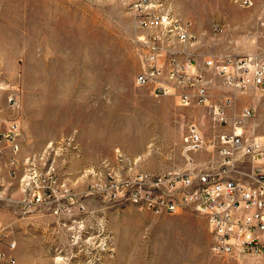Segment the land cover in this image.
Here are the masks:
<instances>
[{
	"label": "rangeland",
	"instance_id": "obj_1",
	"mask_svg": "<svg viewBox=\"0 0 264 264\" xmlns=\"http://www.w3.org/2000/svg\"><path fill=\"white\" fill-rule=\"evenodd\" d=\"M136 1L0 0V133L15 124L19 146L12 156L2 145L0 251L15 264H264V254H215L208 219L190 207L156 215L117 198L140 174L223 170L237 179L252 165L221 166L220 136L232 130L217 121V98L185 106L155 96L154 83L136 86L149 35L137 27ZM152 1L153 12L214 37L218 10L264 12V2ZM160 63L157 81L167 82ZM247 110L255 129L242 136L264 139V111ZM189 126L204 144L186 153Z\"/></svg>",
	"mask_w": 264,
	"mask_h": 264
},
{
	"label": "built area",
	"instance_id": "obj_2",
	"mask_svg": "<svg viewBox=\"0 0 264 264\" xmlns=\"http://www.w3.org/2000/svg\"><path fill=\"white\" fill-rule=\"evenodd\" d=\"M231 2L243 8L251 5L250 0ZM133 5L138 14V29L149 33L146 36L147 42L144 43L145 54H142L146 67L135 78L136 86L151 82L156 84L153 91L155 96L176 95L185 106L191 103L207 104L205 83L189 61L191 55L187 52L188 46L193 44L194 38L187 26H182L167 14L153 12L152 0H137ZM218 29L215 26V30ZM160 61H167L170 67L167 82L157 81L161 74ZM178 61H186V67ZM204 67L213 68L227 85L240 89L255 87L259 93L264 94V64L253 57L212 58L205 60ZM184 81L195 89L194 95L184 94V89L176 94V89ZM230 103L231 100L226 99L224 105ZM216 116L218 123L228 124L222 109L216 110ZM247 116L249 111L244 110L243 117ZM231 130L232 132L220 136L221 166L230 167L234 163L240 165L246 158L252 163L250 171L236 172L237 179L223 178V170L218 173L200 169L172 171L155 178L140 174V178L127 179L120 186L123 194L117 198L141 211L156 215H174L181 209L190 207L208 219L212 251L215 254H264V139L242 136V120L235 121ZM17 131V126L10 124L0 133V158L3 156V143L8 145L12 156L18 152ZM183 144L186 153L202 148L203 140L194 126L187 128ZM10 165H16L13 158ZM1 179L0 172V181ZM14 247V244L9 245L11 250ZM0 264H15V259L0 251Z\"/></svg>",
	"mask_w": 264,
	"mask_h": 264
},
{
	"label": "crops",
	"instance_id": "obj_3",
	"mask_svg": "<svg viewBox=\"0 0 264 264\" xmlns=\"http://www.w3.org/2000/svg\"><path fill=\"white\" fill-rule=\"evenodd\" d=\"M251 5L246 8H252L254 3L264 2V0H250ZM242 8V7H241ZM264 12L255 10H218L214 15L213 22L219 27L218 37L212 36L209 29L201 31L198 34L196 24H189L190 32L194 34L195 41L188 54L191 67L195 71H202L204 86L206 88L207 98L213 103L217 98L223 105L226 99H230V105H224L223 115L228 121L229 127L237 120H242V130L254 131L251 116L243 117V111L258 110L264 111V94L259 93L255 87L240 89L227 85L220 77L210 75L208 69L204 67V61L212 58H239L250 56L261 64H264ZM213 47L216 51H211ZM219 92V96L215 93ZM187 93L194 95L190 90ZM258 125V124H256ZM260 127V126H259Z\"/></svg>",
	"mask_w": 264,
	"mask_h": 264
},
{
	"label": "bare ground",
	"instance_id": "obj_4",
	"mask_svg": "<svg viewBox=\"0 0 264 264\" xmlns=\"http://www.w3.org/2000/svg\"><path fill=\"white\" fill-rule=\"evenodd\" d=\"M25 165H27V164H25ZM24 177V176H23ZM22 177V178H23ZM132 178V177H131ZM134 178H140V175H137V176H135ZM122 180V179H121ZM115 183H118V182H115ZM125 184V181H124V183L122 184V185H124ZM25 192V191H24Z\"/></svg>",
	"mask_w": 264,
	"mask_h": 264
}]
</instances>
